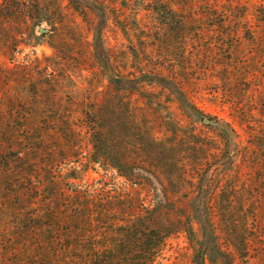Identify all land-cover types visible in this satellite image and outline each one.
<instances>
[{
    "label": "rangeland",
    "instance_id": "374dc122",
    "mask_svg": "<svg viewBox=\"0 0 264 264\" xmlns=\"http://www.w3.org/2000/svg\"><path fill=\"white\" fill-rule=\"evenodd\" d=\"M162 1L45 0L35 31H0V264H32V186L50 171V193L142 192L169 219L159 264H193L206 209L248 243L236 263L264 264V0H167L169 16ZM94 112L106 162L91 170L75 117Z\"/></svg>",
    "mask_w": 264,
    "mask_h": 264
},
{
    "label": "trees",
    "instance_id": "16d2710c",
    "mask_svg": "<svg viewBox=\"0 0 264 264\" xmlns=\"http://www.w3.org/2000/svg\"><path fill=\"white\" fill-rule=\"evenodd\" d=\"M68 1L80 3V0ZM44 2L0 0V31L10 32L11 28L29 33L35 31L42 23L40 15ZM160 4L169 16L171 3L163 0ZM75 118L76 121L87 119L92 152L86 168L95 170L96 165L103 166L106 162V132L100 127L104 115L82 113ZM57 120L56 123H72L65 117ZM208 120L212 121L211 118ZM14 162L15 165L18 163L17 168L23 165L20 155L15 156ZM115 168L121 173L118 167ZM45 178L38 181L37 186H32L39 196L31 203L33 209L27 219L30 223L26 225L29 244L24 245L32 264H159L171 235L165 225L169 219L164 211L149 207L142 192L135 198L129 187L125 188L128 184L120 188L109 187L107 181L101 180L95 184L98 187L90 183L85 187L75 184L71 191L59 188L50 193L48 187L57 188L61 182L53 171ZM129 179L127 181L132 183L133 179ZM215 214L212 209L193 211V217L199 218L198 230L195 232L189 226L186 231L189 238L197 236V242L191 240L190 243L192 262L238 264L235 262L236 253L247 251L248 243L239 242V234L234 229H228L227 233L222 231L214 222ZM42 220L51 224H43Z\"/></svg>",
    "mask_w": 264,
    "mask_h": 264
},
{
    "label": "water",
    "instance_id": "95a60500",
    "mask_svg": "<svg viewBox=\"0 0 264 264\" xmlns=\"http://www.w3.org/2000/svg\"><path fill=\"white\" fill-rule=\"evenodd\" d=\"M39 32L42 33V34H46V33H48V30L43 29V28H40L39 29ZM210 122H211L210 120H205V123L206 124H209Z\"/></svg>",
    "mask_w": 264,
    "mask_h": 264
}]
</instances>
